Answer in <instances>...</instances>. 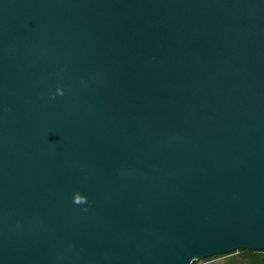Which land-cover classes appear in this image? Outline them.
<instances>
[{"label": "water", "instance_id": "obj_1", "mask_svg": "<svg viewBox=\"0 0 264 264\" xmlns=\"http://www.w3.org/2000/svg\"><path fill=\"white\" fill-rule=\"evenodd\" d=\"M264 252V0H0V264Z\"/></svg>", "mask_w": 264, "mask_h": 264}, {"label": "trees", "instance_id": "obj_2", "mask_svg": "<svg viewBox=\"0 0 264 264\" xmlns=\"http://www.w3.org/2000/svg\"><path fill=\"white\" fill-rule=\"evenodd\" d=\"M261 255L264 254L251 252V251H239L231 255H228L230 258H233L230 260L229 264H264V259ZM237 256H240V260L236 258ZM219 257H224V256H216L208 260H212Z\"/></svg>", "mask_w": 264, "mask_h": 264}, {"label": "rangeland", "instance_id": "obj_3", "mask_svg": "<svg viewBox=\"0 0 264 264\" xmlns=\"http://www.w3.org/2000/svg\"><path fill=\"white\" fill-rule=\"evenodd\" d=\"M260 254H264V252L260 253ZM264 259V255H261ZM238 260H240V256L236 257ZM233 258H230L229 256L227 257H219V258H215L212 260H202V261H198L196 264H229L230 260Z\"/></svg>", "mask_w": 264, "mask_h": 264}, {"label": "bare ground", "instance_id": "obj_4", "mask_svg": "<svg viewBox=\"0 0 264 264\" xmlns=\"http://www.w3.org/2000/svg\"><path fill=\"white\" fill-rule=\"evenodd\" d=\"M237 252H239V251H237Z\"/></svg>", "mask_w": 264, "mask_h": 264}]
</instances>
